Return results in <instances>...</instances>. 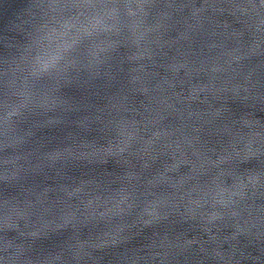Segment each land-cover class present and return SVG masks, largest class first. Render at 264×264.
I'll return each mask as SVG.
<instances>
[{"label":"clouds","instance_id":"clouds-1","mask_svg":"<svg viewBox=\"0 0 264 264\" xmlns=\"http://www.w3.org/2000/svg\"><path fill=\"white\" fill-rule=\"evenodd\" d=\"M3 40L0 264H264V0H26Z\"/></svg>","mask_w":264,"mask_h":264},{"label":"water","instance_id":"water-1","mask_svg":"<svg viewBox=\"0 0 264 264\" xmlns=\"http://www.w3.org/2000/svg\"><path fill=\"white\" fill-rule=\"evenodd\" d=\"M26 0H0V57L5 54L4 48V36L6 34V29L11 27V22L16 18V15L23 11V5ZM9 38L13 35L7 32ZM68 95L74 96L77 99L80 98L81 92L76 88L66 90ZM52 135H60V130H53Z\"/></svg>","mask_w":264,"mask_h":264}]
</instances>
